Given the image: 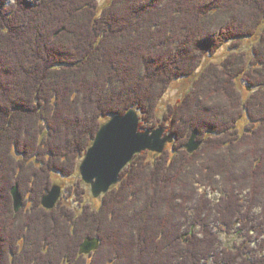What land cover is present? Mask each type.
Returning <instances> with one entry per match:
<instances>
[{"label": "trees", "instance_id": "trees-1", "mask_svg": "<svg viewBox=\"0 0 264 264\" xmlns=\"http://www.w3.org/2000/svg\"><path fill=\"white\" fill-rule=\"evenodd\" d=\"M263 23L264 0H0V264H264V33L252 58L211 63L158 112L174 81ZM132 109L172 148L136 155L99 208L85 189L81 211L43 208L53 175H75L100 128ZM195 131L203 146L190 153ZM212 221L253 228L252 258L229 259ZM87 238L100 248L82 255Z\"/></svg>", "mask_w": 264, "mask_h": 264}, {"label": "water", "instance_id": "water-1", "mask_svg": "<svg viewBox=\"0 0 264 264\" xmlns=\"http://www.w3.org/2000/svg\"><path fill=\"white\" fill-rule=\"evenodd\" d=\"M165 128L140 131V117L136 110L124 115L113 116L98 131L93 145L82 160L79 171L82 180L91 187L92 195L98 199L119 184L122 172L136 155L143 152L162 154L175 137L166 133ZM198 132H193L186 148L197 152L203 142L198 140ZM62 187L55 184L43 197L41 203L47 210H53L60 202ZM14 206L19 212L24 205L23 196L16 185L12 189ZM100 248L99 238H87L81 246L82 255H91Z\"/></svg>", "mask_w": 264, "mask_h": 264}, {"label": "rangeland", "instance_id": "rangeland-1", "mask_svg": "<svg viewBox=\"0 0 264 264\" xmlns=\"http://www.w3.org/2000/svg\"><path fill=\"white\" fill-rule=\"evenodd\" d=\"M12 1L13 0H8L9 4L12 3ZM106 1L107 0H99L100 7H103L106 4ZM263 33H264V23L262 24L258 34L254 37H249V38H246L245 40H243L241 46L233 48V44L229 43V44L223 46L221 49H219V51L214 56L207 57V59L204 61L203 65L196 72L195 76L184 77V78L177 79L176 81H174L172 86L168 89V91L164 95V97H163V99L159 105V108H158L159 116L162 118L164 113H166L169 110L170 106L176 105L177 103H179L193 89L194 82H195L196 78L211 63H213V62L220 63V62L224 61L229 55H231L232 52H235V51L244 52L248 55L249 58H252L254 46L260 40L261 35ZM241 85H242L241 90H242L243 95L245 97H249L251 95V93L253 92L252 89H247L248 85H246L245 83H242ZM246 122H247V119H245L242 122L243 123L242 125L244 126L246 124ZM157 128H160V126L156 127L155 129H157ZM149 130H153V129H149ZM167 134H169V133H167ZM200 140H202V139H200ZM173 144H169L167 146L166 150L171 149ZM150 153L152 154V156L150 154H147L148 159H152V157L154 156L153 154H156L153 152H150ZM162 154H158V155H162ZM81 162H80V164H81ZM79 167H80V165H79ZM79 167H78L77 173L71 177L62 176V175H59V173H56L53 175V179H54L53 186L55 184H57V185L62 187V194H61L60 202L70 205L72 208L76 209L77 211H81L82 210L81 209L82 203L80 201V195L78 194V191L80 189L81 190L85 189V191H86L85 196H84L85 203L91 204L94 208H99L101 206V201H102L103 196L98 198V199L93 197L91 187L89 185H87L82 180V177H81V174L79 171ZM52 187H51V189H52ZM199 192L200 193L205 192L207 194V197L215 203L220 201V198L222 197V194L219 191L212 192L210 189L205 190V188H203V187L199 189ZM247 192L248 191L244 192V194L240 196V198L243 201H245L247 199V195H246ZM11 194H12V191H11ZM13 202H14V199H13ZM23 202H24V198H23ZM41 205H42V203H41ZM23 207H24V205H23ZM23 207L21 209H23ZM14 208H15V206H14ZM19 212H16V213H19ZM256 213L259 214V210H257ZM212 226H213L214 230L219 234V239H220V243H221L222 248L225 249L226 251L230 252L231 255H233V256L228 255L229 259H233L234 254L239 253L240 248H241L242 249L241 251H243L242 252L243 256L240 257L238 260L240 262H244L243 261L244 256L247 258H249V257L252 258L253 254L258 250L259 238L257 237L255 230L253 228H251L252 227L251 225H250V228H251L250 232H249L250 229L248 228L249 226H242L240 223H236L233 225L231 224L229 226L224 225L223 227H220L218 222L212 221ZM199 230H200L199 227H194L192 229V232L193 233L199 232ZM249 233H250V236H249ZM80 251H81V249H80ZM224 255L225 254H223V258H224Z\"/></svg>", "mask_w": 264, "mask_h": 264}, {"label": "flooded vegetation", "instance_id": "flooded-vegetation-1", "mask_svg": "<svg viewBox=\"0 0 264 264\" xmlns=\"http://www.w3.org/2000/svg\"><path fill=\"white\" fill-rule=\"evenodd\" d=\"M198 140H200V138H199V136H198ZM200 141H202V140H200ZM203 142V141H202ZM131 164V163H130Z\"/></svg>", "mask_w": 264, "mask_h": 264}, {"label": "bare ground", "instance_id": "bare-ground-1", "mask_svg": "<svg viewBox=\"0 0 264 264\" xmlns=\"http://www.w3.org/2000/svg\"><path fill=\"white\" fill-rule=\"evenodd\" d=\"M21 31V30H20ZM20 34V33H19Z\"/></svg>", "mask_w": 264, "mask_h": 264}]
</instances>
